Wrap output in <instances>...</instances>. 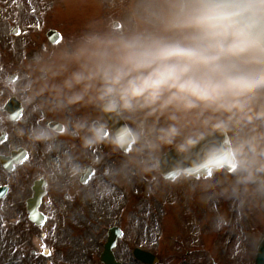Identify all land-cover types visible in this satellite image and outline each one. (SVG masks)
<instances>
[{"label":"clouds","instance_id":"9594fccd","mask_svg":"<svg viewBox=\"0 0 264 264\" xmlns=\"http://www.w3.org/2000/svg\"><path fill=\"white\" fill-rule=\"evenodd\" d=\"M13 89L26 113L58 117L78 142L62 149L52 128L13 125L56 153L50 179L86 180L101 146L121 158L114 181L160 173L171 151L168 178L213 172L221 195L264 208V0H118L33 56Z\"/></svg>","mask_w":264,"mask_h":264},{"label":"flooded vegetation","instance_id":"af4514ba","mask_svg":"<svg viewBox=\"0 0 264 264\" xmlns=\"http://www.w3.org/2000/svg\"><path fill=\"white\" fill-rule=\"evenodd\" d=\"M117 7L118 0H0V129H5L0 131V157L10 156L17 148H24L27 152L26 157L10 171L0 161V188L6 187L4 194H0V264H46L47 259H50L48 264H106L102 256L110 230L114 227H119L123 236H127L124 256H119L118 251L123 237L117 240L113 249L118 262L149 264L135 254L136 249H147L139 241L142 237L140 226L131 220L133 209L130 200L117 205L115 202L112 204V200L106 203L96 199L100 171L106 170L105 164L110 159L115 158L120 163L121 158L112 154L107 146H101L91 154L99 164L90 169L86 180L77 182L68 176L50 179L48 163L56 153H47L42 145L30 146L14 134L13 125L52 128L62 138V149L78 151V142L65 136L58 117L42 113L32 115L23 109L22 117L13 120L6 109L7 103L15 97L11 94L13 86L33 56L62 44L78 32L89 17L106 18ZM211 177L194 180L206 181L207 190L211 193ZM206 197H209V206L211 196L207 194ZM111 206L113 213L109 211ZM208 206H204L207 212L202 216L205 217L204 231L210 238ZM106 210L116 213L109 225L102 216ZM32 216L42 224L36 223ZM179 222L174 223L177 231L183 226ZM159 223L156 247L161 246L165 236L164 223ZM182 232L183 229L179 232L182 234L180 237L168 235L181 249L177 253L165 252L166 247L163 252L156 251L151 264H178V260L193 264L196 253L207 256L205 243L202 249H194L196 246L190 244ZM36 239L40 240L39 246ZM81 252L79 262L68 261L71 253ZM207 260L204 264H218L208 256Z\"/></svg>","mask_w":264,"mask_h":264},{"label":"rangeland","instance_id":"374dc122","mask_svg":"<svg viewBox=\"0 0 264 264\" xmlns=\"http://www.w3.org/2000/svg\"><path fill=\"white\" fill-rule=\"evenodd\" d=\"M119 164L117 159L112 158L106 162V170L100 171L99 185L105 186L107 190L97 188L96 199L98 202L106 203L112 200V204L115 202L117 205L122 204L126 199L130 200L133 209L131 220L141 228L142 237L139 241L143 248L156 253L161 250L163 252L166 247L165 252L171 250L177 253L181 247L173 244L168 235L180 237L182 234L179 232L183 229L182 233L186 234L190 244L196 246L194 249H199L204 243L206 244L208 250L206 254L211 261L214 260L218 264H254L257 243L253 244L252 241L258 237L261 238L264 234V208L241 206L239 202L221 195L219 187L214 185H212V192L209 193L207 182L203 180L170 182L164 180L158 173L114 181L107 169L118 167ZM214 175L215 173L211 177V183ZM207 194L211 196L209 206ZM205 205L209 207L211 219L210 238L203 228L205 217L202 215L207 212V209H204ZM109 211L113 213L112 206ZM112 213L106 210V214L102 215L106 225L115 218L116 213ZM167 219L168 221L164 223ZM179 219L185 222H179ZM221 220L226 223L221 224ZM159 221L164 223L165 236L161 246L156 247ZM177 222L179 225L183 224L179 231L174 226ZM171 228H173L172 231ZM122 237L123 241L118 249L121 254L119 256H124L122 254L125 253L127 236ZM39 242L40 240L36 239L38 245ZM80 255L82 256V252L71 253L68 261L79 262ZM207 256L196 253L192 262L204 264L208 262ZM49 261L50 259H47L46 264ZM178 264L184 263L178 260Z\"/></svg>","mask_w":264,"mask_h":264},{"label":"water","instance_id":"95a60500","mask_svg":"<svg viewBox=\"0 0 264 264\" xmlns=\"http://www.w3.org/2000/svg\"><path fill=\"white\" fill-rule=\"evenodd\" d=\"M14 106H15V108L18 109V106L16 107L14 102H10L9 103V107L13 108ZM19 111H20V109H19ZM19 153H21V152L16 151V152L13 153V155H19ZM14 157H15V161H17V157L18 156H14ZM178 159L179 158L176 156V154L174 152H171V151L167 152L164 155L161 173H162V175L165 178H168V173L177 164ZM12 160H13L12 157L6 158L5 160L3 159V163L5 165H8L9 163L12 162ZM208 174H210V172L207 173V174H204L202 176H206ZM168 179H171V178H168ZM114 245H115V241L114 242L111 241L108 244V246H107L108 250L110 251L109 253L104 255V256L107 257V260H106L107 264H118L115 261V258H114L113 254L111 252L112 251V247H114ZM142 255H143L142 259L146 261L148 258H150V256H147V255H151V254L145 253V254H142ZM256 264H264V239H263V242L261 243V247H260V250H259V253H258V256H257Z\"/></svg>","mask_w":264,"mask_h":264}]
</instances>
